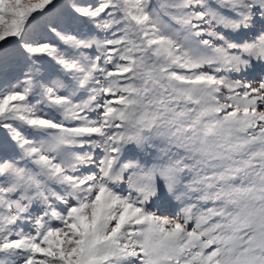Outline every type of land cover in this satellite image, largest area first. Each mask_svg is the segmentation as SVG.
<instances>
[{
    "label": "snow or ice",
    "instance_id": "snow-or-ice-1",
    "mask_svg": "<svg viewBox=\"0 0 264 264\" xmlns=\"http://www.w3.org/2000/svg\"><path fill=\"white\" fill-rule=\"evenodd\" d=\"M0 264H264V0H0Z\"/></svg>",
    "mask_w": 264,
    "mask_h": 264
}]
</instances>
